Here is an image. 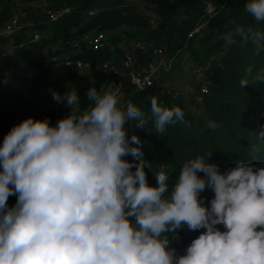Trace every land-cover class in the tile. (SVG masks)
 Returning a JSON list of instances; mask_svg holds the SVG:
<instances>
[{
  "label": "clouds",
  "instance_id": "obj_1",
  "mask_svg": "<svg viewBox=\"0 0 264 264\" xmlns=\"http://www.w3.org/2000/svg\"><path fill=\"white\" fill-rule=\"evenodd\" d=\"M245 11L264 22V0H248ZM237 36L254 45V55L264 51V30L237 25L221 38L234 44ZM256 82L264 75L247 67L240 86ZM51 94L69 114L55 125L28 117L0 146V264H264V167L237 162L221 172L198 156L171 189L164 171L150 185L142 140L129 137L126 125L151 133V121L163 134L187 125L179 106L153 96L145 113L121 104L118 91L90 87L83 109L77 91ZM206 189L214 193L208 205L200 197ZM185 226L205 231L177 255L168 234Z\"/></svg>",
  "mask_w": 264,
  "mask_h": 264
},
{
  "label": "trees",
  "instance_id": "obj_2",
  "mask_svg": "<svg viewBox=\"0 0 264 264\" xmlns=\"http://www.w3.org/2000/svg\"><path fill=\"white\" fill-rule=\"evenodd\" d=\"M14 1L0 0V27L9 18ZM46 2L51 9L62 11L55 20L26 5L23 7L25 21L31 25H24L13 36L0 38V139L28 117L48 119L55 125L68 115L70 109L55 102L51 91L61 95L77 91L82 108L87 109L89 101L85 93L95 84L88 73L77 67L76 61L99 64L110 60L118 64L122 58L119 43L125 38L164 46L174 64L188 59L186 63L190 67H203L209 82V93L195 109L197 113H191L180 97L173 96L160 83H154L142 92H131L127 86L130 93L124 105L130 101L150 113V98L155 96L164 107L179 106L187 122V125H169L163 134L155 132L151 121L146 125L151 133L136 128L135 121L126 125L129 137L135 134L142 140L143 162L150 185L156 184L155 174L164 171L171 189L183 164L198 156L207 159V163L218 165L221 172L235 167L237 162L264 167V139L259 137L260 126L264 125V82L240 86L249 66L253 77L257 73L264 75V51L254 55V45L251 42L244 44L238 36L234 44L221 38L225 31H234L237 25L264 30V22H256L245 11L248 0H227L225 3L220 0ZM207 2H211L213 12L206 17ZM138 3L157 16L155 25L141 13ZM203 17L208 19L207 30L203 35L189 38L188 33ZM30 30L40 31L41 39L30 40L27 36ZM93 30L105 31L109 45L96 50L88 48L81 36L92 34ZM75 42L76 48L72 46ZM6 45L13 46L10 55L3 53ZM45 51L58 57L50 66L39 63ZM135 56L138 62L150 61L148 53L136 51ZM214 56L216 58L212 60ZM209 121H214L218 127L209 128ZM126 159L131 161L133 158ZM199 175L203 176V173ZM200 197L208 205L214 193L206 189ZM15 203L16 196H10L8 206ZM217 227L224 230L222 225ZM203 231H189L185 226L175 234L169 233L170 247L176 249L177 255H184L191 241Z\"/></svg>",
  "mask_w": 264,
  "mask_h": 264
},
{
  "label": "built area",
  "instance_id": "obj_3",
  "mask_svg": "<svg viewBox=\"0 0 264 264\" xmlns=\"http://www.w3.org/2000/svg\"><path fill=\"white\" fill-rule=\"evenodd\" d=\"M225 3L227 0H220ZM138 2V1H137ZM139 4L141 13L146 15L151 23L155 25L157 22V16L145 8L142 3ZM31 6L40 10L50 20H55L62 11H56L48 6L46 0H31L23 3L21 0H15L14 6L11 10L10 16L7 21L0 27V38L10 37L18 33L24 25H31L28 21H25L26 12L23 9L24 6ZM67 10V9H64ZM213 12V6L211 2L205 4L204 15L210 16ZM204 18L200 20L188 33V37H197L203 35L207 30L208 19ZM28 38L32 41L41 39L42 33L37 30H30L28 32ZM81 40L90 49H100L106 45H109L107 34L105 31H97L92 34H84L81 36ZM75 45V46H74ZM76 42L72 44L76 48ZM120 50L122 52V58L118 64L105 60L99 64H93L92 62L77 60V67L88 73L93 81L104 76H109L113 79L111 85L106 91H118L121 104H125L129 95V90L123 86V82L126 81L131 92H142L152 86L159 78L161 72L171 69L172 58L167 56L164 46H153L149 43L142 41H133L123 38L119 43ZM0 49H2L0 47ZM13 50L12 45H6L3 48V53L10 55ZM141 51L142 53H148L150 55V61L145 64L136 60L135 52ZM58 57L51 55L47 51L41 55L39 63L43 66H50ZM190 67L189 65H187ZM192 71L198 69L197 73H200V78L197 76L194 83V90L191 100L197 107L199 106L205 95L209 93V82L205 77V73L200 70L201 67H190ZM202 69V68H201ZM166 86L164 81L157 82ZM175 96V95H173ZM3 144V139H0V146Z\"/></svg>",
  "mask_w": 264,
  "mask_h": 264
},
{
  "label": "rangeland",
  "instance_id": "obj_4",
  "mask_svg": "<svg viewBox=\"0 0 264 264\" xmlns=\"http://www.w3.org/2000/svg\"><path fill=\"white\" fill-rule=\"evenodd\" d=\"M95 31L96 30H93V31H91V33L95 32ZM215 58H216V56H214L212 58V60H215ZM210 60L211 59H209V61ZM186 62H189V60L186 59L182 63L177 62L175 64L172 62L173 65H171V69L166 71V72L165 71L161 72L159 78L155 81V83L164 81L166 83V87L170 90L172 95H175V97H178V95L185 96V98L183 97V99L181 97L182 102L184 103V105L188 108V110L191 113H195L196 112L195 109L196 108L198 109V106L196 107L193 104V101L191 100V98H189V96H192L194 94L193 90H194L195 79L197 76L200 78L199 75H201V74L195 72L198 69H195V71H192V68L188 67ZM141 63H143V62H141ZM145 63H147V62H145ZM201 68H200V70L203 72L204 68L203 67H201ZM203 74H204V72H203ZM123 86H125V88L127 89L130 85H128V83L124 82ZM130 88L131 87H129V89ZM174 90L177 92V94L175 93ZM186 98L187 99L189 98V102H187Z\"/></svg>",
  "mask_w": 264,
  "mask_h": 264
},
{
  "label": "crops",
  "instance_id": "obj_5",
  "mask_svg": "<svg viewBox=\"0 0 264 264\" xmlns=\"http://www.w3.org/2000/svg\"><path fill=\"white\" fill-rule=\"evenodd\" d=\"M145 64H147V63H145ZM112 81H113V79L111 77L104 76V77H100V78L94 80V84H95V87L97 88L98 91L103 92V91H106L108 89V87L111 85ZM175 93L177 94L176 91H175ZM178 97H180V98L182 97V99H183V97L185 98V96H183V95H178ZM191 97L192 96H189V98H191ZM189 98L188 99L186 98L187 102H189Z\"/></svg>",
  "mask_w": 264,
  "mask_h": 264
},
{
  "label": "bare ground",
  "instance_id": "obj_6",
  "mask_svg": "<svg viewBox=\"0 0 264 264\" xmlns=\"http://www.w3.org/2000/svg\"><path fill=\"white\" fill-rule=\"evenodd\" d=\"M2 139H4V138H2Z\"/></svg>",
  "mask_w": 264,
  "mask_h": 264
}]
</instances>
